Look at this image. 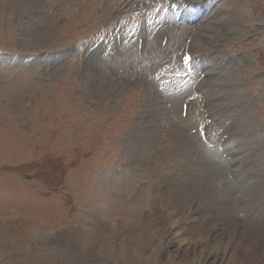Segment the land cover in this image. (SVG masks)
Masks as SVG:
<instances>
[{
    "label": "rangeland",
    "instance_id": "rangeland-1",
    "mask_svg": "<svg viewBox=\"0 0 264 264\" xmlns=\"http://www.w3.org/2000/svg\"><path fill=\"white\" fill-rule=\"evenodd\" d=\"M42 1L0 0V264H264V0Z\"/></svg>",
    "mask_w": 264,
    "mask_h": 264
},
{
    "label": "bare ground",
    "instance_id": "bare-ground-1",
    "mask_svg": "<svg viewBox=\"0 0 264 264\" xmlns=\"http://www.w3.org/2000/svg\"><path fill=\"white\" fill-rule=\"evenodd\" d=\"M11 1V0H10ZM33 2V8H36V11L39 12V14L41 12H44V8L46 9V7H43L44 5L41 3V0H30ZM17 2V1H16ZM21 2V1H20ZM29 2V1H28ZM43 3L45 2L44 0L42 1ZM213 3V1H211ZM210 2V3H211ZM13 3V2H11ZM28 4V3H27ZM214 4V3H213ZM25 5V4H24ZM206 5H207V1H206ZM21 6V5H19ZM30 6V4L28 5V7ZM17 7V6H16ZM25 7V6H24ZM197 8L198 7V3L195 4L194 2H189V6L186 8L185 7V14L187 13L188 15L191 13V12H187L190 8ZM19 8V7H18ZM206 8H209L206 7ZM24 9V8H23ZM30 10V9H29ZM212 10V8H211ZM13 11V10H12ZM21 12V10H20ZM25 12H28V11H25ZM22 14V13H21ZM183 16L182 19H189L191 21H194L195 19L198 20V18H196V16ZM186 17V18H185ZM34 18V17H33ZM195 22V21H194ZM208 25V24H207ZM195 38V39H194ZM194 38L192 39V41L194 40L195 42L200 40L201 42H203V44H205L206 46H208L207 48H213L215 47L212 43L208 42L206 39H202V38H199L197 35L196 37L194 36ZM198 38V40H197ZM221 39L219 38L218 40H216V42L220 41ZM192 46H190V43H189V49H191ZM206 48V47H205ZM188 50V49H187ZM212 50V49H211ZM205 56V55H204ZM204 71V70H202ZM204 82V81H203ZM201 83V82H200ZM196 84H199L198 82V79L196 81ZM198 87V85L196 86ZM150 97H148V99L150 100V98L152 97V94H149ZM173 97V96H172ZM171 97V98H172ZM169 98V97H168ZM174 99V98H173ZM175 100V99H174ZM182 101V100H181ZM165 102H159V103H152L150 105V110L148 111V114L146 115V117L144 118L143 120V131H149L150 133H158L159 131H161L162 128H164V131L161 132V133H168L169 130L171 129V132L173 129H175V132L174 134H176V137L178 139H180L182 141V143H185V147H189L191 142H194L193 138L196 139L198 141V137H197V134L195 135H192V128L195 127H199L201 124H205V123H202L204 120L203 119H197L198 121L197 122H194V121H191L190 123H187L189 120H187L186 122L181 118L182 116L180 114H178V112H175L176 114L174 115V113L172 114L171 112H169V110L166 109V105L164 104ZM198 105V104H197ZM168 107V106H167ZM177 109V108H176ZM156 110H158V115H155V112ZM180 112V111H179ZM196 114V113H195ZM209 115H211V113L209 112L208 113ZM168 116V117H167ZM162 117H166V121L164 122V119ZM168 118V119H167ZM196 118V116H195ZM194 118V119H195ZM192 119V118H191ZM193 120V119H192ZM200 120H203L201 123H199ZM199 124V125H198ZM197 133V132H195ZM160 134H158L157 136H159ZM168 134H165L164 136H166ZM182 135V136H181ZM163 135L160 136V140H164L165 137ZM157 138V137H156ZM149 141L148 138H142V139H139L138 141V145H140L141 143L145 142V144H147ZM196 141V142H197ZM200 141V140H199ZM192 158H194L195 156H197L195 154V152H193L191 154ZM220 156V155H219ZM222 160V159H221ZM194 166L196 165H199L198 161H194L193 162ZM162 197L163 199H165V197L167 198L168 200V197H167V193H165L164 190H162ZM169 197H171L169 195ZM220 205L222 206L223 204L220 203ZM223 220L227 221L228 218H224ZM257 223V222H256ZM163 223H161L162 225ZM253 226V225H252ZM251 232H253V234L251 233V236L253 235V237H256L258 238L259 236V232H257L256 230H254V228L251 229ZM152 235H150L149 237H151ZM198 236V235H196ZM195 236V237H196ZM194 238V236L192 237V239ZM150 239V238H149ZM148 238L147 240L150 241ZM139 242V241H138ZM146 242V241H145ZM149 243V242H148ZM155 247V246H154ZM217 250V249H216ZM221 252V250L219 251ZM213 255H216L214 256V260L215 261H218V252H214ZM141 256V255H140ZM171 256V255H170ZM202 259V258H201ZM206 259V258H205ZM218 259V260H217ZM207 260V259H206ZM205 260V262H206ZM197 264V263H196Z\"/></svg>",
    "mask_w": 264,
    "mask_h": 264
}]
</instances>
